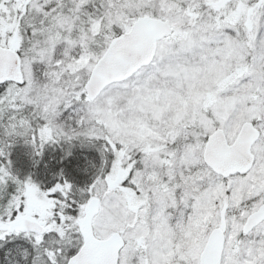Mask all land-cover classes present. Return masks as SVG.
I'll use <instances>...</instances> for the list:
<instances>
[{
  "label": "snow or ice",
  "instance_id": "snow-or-ice-1",
  "mask_svg": "<svg viewBox=\"0 0 264 264\" xmlns=\"http://www.w3.org/2000/svg\"><path fill=\"white\" fill-rule=\"evenodd\" d=\"M0 264H264V0H0Z\"/></svg>",
  "mask_w": 264,
  "mask_h": 264
}]
</instances>
